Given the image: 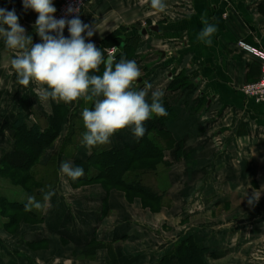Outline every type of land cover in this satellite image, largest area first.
<instances>
[{
    "label": "crops",
    "instance_id": "1",
    "mask_svg": "<svg viewBox=\"0 0 264 264\" xmlns=\"http://www.w3.org/2000/svg\"><path fill=\"white\" fill-rule=\"evenodd\" d=\"M62 1L53 0L57 9ZM165 2L167 12L156 13L150 0H91L80 15L94 25V35H84L98 49L119 31L125 40L137 38L132 50L142 75L135 87L152 84L149 102L152 91L164 93L168 115L147 120L139 140L126 128L110 144L85 148L81 112L94 101L41 102L37 85L17 83L10 59L18 53L0 38V264H180L182 252L200 264H264V103L242 92L260 79L261 62L238 46L243 41L264 51V0ZM11 5L40 43L37 14L20 1ZM202 16L218 27L211 46L197 39ZM150 27L159 32L139 35ZM117 49L102 51L107 57ZM59 105L65 119L54 162L36 165L41 172L32 182L50 184L54 175L55 195L40 210L16 212L13 206H25L31 195L12 161L16 146L24 145L14 124L22 115L26 131H44ZM154 130L170 137L159 140L163 164L150 186L158 204H145L134 188L95 180L107 165L102 152L129 156ZM63 161L82 165L84 176L62 177ZM41 192L35 198L43 202ZM253 193L260 197L250 206Z\"/></svg>",
    "mask_w": 264,
    "mask_h": 264
},
{
    "label": "clouds",
    "instance_id": "2",
    "mask_svg": "<svg viewBox=\"0 0 264 264\" xmlns=\"http://www.w3.org/2000/svg\"><path fill=\"white\" fill-rule=\"evenodd\" d=\"M22 4L25 10L31 9L37 14L33 29L40 43H33L32 36L19 24L14 9L0 8V38L6 49L18 53L10 59L17 83L21 86H28L30 82L37 85L34 92L41 102L51 100L70 104L81 98L94 101V107H85L81 112L85 129L81 143L85 148L91 150L110 144L113 135L126 128H131L133 136L139 140L147 131L144 126L147 120L153 115H168L161 90L152 91L149 102L152 84L146 83L140 89L135 87L142 75L135 60L121 57L117 62L115 53L105 57L93 42H86L84 34L91 38L96 31L94 25L84 23L79 15L57 19L53 0H22ZM150 7L156 13H166L168 9L165 0H150ZM73 12L78 13V9L71 6L66 9L67 14ZM201 22L203 27L197 39L211 46L218 27L204 16ZM66 27L67 37L64 35ZM102 64V75L90 74L98 72ZM59 174L76 181L84 176L85 169L82 165L63 161ZM53 195L54 191L44 193L43 202L27 196L25 209L40 210ZM259 197L260 193H253L248 204L254 205Z\"/></svg>",
    "mask_w": 264,
    "mask_h": 264
},
{
    "label": "trees",
    "instance_id": "3",
    "mask_svg": "<svg viewBox=\"0 0 264 264\" xmlns=\"http://www.w3.org/2000/svg\"><path fill=\"white\" fill-rule=\"evenodd\" d=\"M19 1L20 3L22 2V0H0V8L9 11L14 9L17 14L16 9L11 4H19ZM122 36L123 31H119L108 36L102 42L101 50H103V48L117 47L122 51L117 62L121 57L124 58L125 52L132 51V47L134 48V46L137 44L136 41L138 40L137 38L125 40ZM123 44L124 47H122ZM103 70L104 65L102 64L100 65L98 72L90 74L102 75ZM57 107L58 108L54 110V114L50 119V124L44 129V131H42L40 127L36 126H34L32 130H29V132L26 131L25 118L22 115L18 117L14 124V129L19 132L20 137L24 140L25 144L20 147L16 146V152L12 161L15 163V165L17 164L20 171L23 172L24 175H20L18 177L22 178L23 185L30 189L29 194L35 197L38 191H42L38 195V200L42 199L44 193H47L53 189V184H51V182L48 184L47 181V183L42 182L38 183V185L34 184V186H32V182L34 183V178L36 176L32 170L34 166L36 167V165H45L49 162L53 164L54 162L52 153L54 152L55 147L53 144L61 133V124L65 119V117L61 116L59 113V111H63L62 108L64 106L59 105ZM165 135L169 137L168 133L162 134L156 130L152 131L150 135L146 136L142 140L138 148L129 151L128 154L131 157L127 156L123 151L102 152V158L105 159L104 162H107V165L101 169L100 175L95 180L104 181L106 186L115 185L121 187L124 186L126 188H134L137 195L143 199L145 204H151L155 206V204H158L156 203L158 198L156 194H153L150 186L152 183V175H154L159 166L163 164L162 159L165 145L162 143L160 144L159 140L161 139L165 142L167 140ZM47 152L49 155L46 154ZM127 172L128 176L126 175ZM30 186H32V189ZM159 203H161V201H159ZM13 207L18 208L15 210L16 212H21L25 209V206ZM96 248L97 247L94 249ZM87 249L88 247H85L84 251ZM185 255L186 253L182 252V257L184 260L186 259ZM168 261L164 264H171L170 261ZM187 261L188 264H200L199 259L193 256L192 259H188Z\"/></svg>",
    "mask_w": 264,
    "mask_h": 264
},
{
    "label": "built area",
    "instance_id": "4",
    "mask_svg": "<svg viewBox=\"0 0 264 264\" xmlns=\"http://www.w3.org/2000/svg\"><path fill=\"white\" fill-rule=\"evenodd\" d=\"M91 0H63L55 13L57 19L66 18L71 19L75 15H81L83 8L90 3ZM71 6L78 9V13H66V9ZM239 48L246 51L251 56L255 57L261 62V77L260 79L251 84H247L242 88V92L248 97L253 99L256 103H264V51L260 48L251 46L243 41L238 43ZM114 53V50L110 51Z\"/></svg>",
    "mask_w": 264,
    "mask_h": 264
},
{
    "label": "rangeland",
    "instance_id": "5",
    "mask_svg": "<svg viewBox=\"0 0 264 264\" xmlns=\"http://www.w3.org/2000/svg\"><path fill=\"white\" fill-rule=\"evenodd\" d=\"M136 46V45H135ZM132 49H133V47H132ZM124 58L125 59H128V60H135L137 63L139 62V60H138V57H137V55H136V53L134 52V50H132L131 52H125V56H124ZM63 103V102H62ZM66 104V103H65ZM71 104V103H70ZM70 104H66V106H68V105H70ZM25 144V143H24ZM33 173L35 174L36 173V176L37 177H39L40 176V172H41V170L38 168V167H36L35 169L33 168ZM48 171H54V167L52 168L51 167V169L50 170H48ZM47 171V172H48ZM48 173H51L52 174V172H48ZM53 175V174H52ZM53 178H54V175H53V177H51V178H49L50 179V182L53 180ZM135 196H138V195H135ZM189 257H191V258H189V259H192V256H189ZM183 259H181L180 261H182ZM180 261H179V263H180ZM182 264H187V259L186 260H183L182 262H181ZM180 263V264H181ZM178 264V263H177Z\"/></svg>",
    "mask_w": 264,
    "mask_h": 264
},
{
    "label": "water",
    "instance_id": "6",
    "mask_svg": "<svg viewBox=\"0 0 264 264\" xmlns=\"http://www.w3.org/2000/svg\"><path fill=\"white\" fill-rule=\"evenodd\" d=\"M159 32V30H158V28L157 27H150V28H148V29H143L140 33H139V35H147L148 34V32ZM122 47H124V44L122 45ZM115 56H116V59L120 56V54L122 53V51L120 50V49H117V50H115Z\"/></svg>",
    "mask_w": 264,
    "mask_h": 264
}]
</instances>
